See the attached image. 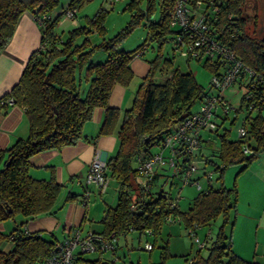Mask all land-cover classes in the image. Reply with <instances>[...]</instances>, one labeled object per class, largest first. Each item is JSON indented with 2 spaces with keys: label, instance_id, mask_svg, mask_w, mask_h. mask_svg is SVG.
Here are the masks:
<instances>
[{
  "label": "trees",
  "instance_id": "trees-1",
  "mask_svg": "<svg viewBox=\"0 0 264 264\" xmlns=\"http://www.w3.org/2000/svg\"><path fill=\"white\" fill-rule=\"evenodd\" d=\"M84 1L70 0L65 8L78 9ZM138 1L130 0L129 6L124 7L131 11L135 9L128 25L106 39L103 20L107 10L103 7L98 8L91 17L86 16L84 23L62 32L57 31L56 26L65 8L51 17L59 0H0V51L12 37L17 21L24 12L32 13L37 22L42 15L47 16L43 24L38 23L41 30L39 46L30 53L18 81L0 97V101L12 99L11 104H0L4 109L9 105L21 107L28 124L25 137H19L0 149V222L7 219L15 221L16 215L26 218L6 234L0 230V242L3 239L12 242L8 251L0 249V264H45L47 257L57 254L54 247L60 239L57 232L28 231L24 223L33 217L53 214L55 207H59L56 204L63 185L55 180L53 174L48 179L32 177L29 173L30 157L76 143L83 137V125L91 119L94 107L104 109L97 136L113 133L120 109L111 107L109 94L115 84H129L133 77L131 61L146 47L143 42L132 50H120L117 44L142 18L148 27L147 38L155 41V55L148 61V70L133 93L132 104L122 112L116 130L117 149L106 157V174L118 184L116 204L106 207L104 215L98 220L102 224L100 233H114L117 238L130 231H138L155 238L163 224L172 223L166 221L167 214L171 213L174 219L178 217L179 220L175 222L182 223L185 229L209 224L221 216L222 223L215 237L207 242L209 245H205H208L207 253L200 255L196 252L188 264H260L230 250L225 226L231 223L230 212L235 210L237 192L234 187L225 188L222 175L228 165L241 162L242 169H245L264 153V41L256 40L245 28L244 0H221L213 21L218 30L217 39L232 50L251 72L241 69L233 82L243 89L238 105L232 106L228 113L216 114V128L201 132L198 158L204 161L206 168L218 173V184L199 189L186 210L167 208L166 202L172 198V194L161 186L153 190L152 178L168 170L170 184L177 185L174 178L182 177L184 166L178 172L166 165L158 166L150 178L151 188L143 191L139 186H134L138 156L146 158L153 153L163 152L161 141L164 136L172 132L193 111L194 103L198 101L199 104L201 97L209 92L203 91L191 71L173 67V55L171 58L161 55L163 43L173 42L174 39V29L169 22L174 0H158L159 16L156 19L153 14L155 1L147 0L145 11L138 8ZM229 13L234 14L232 20L226 16ZM93 32L101 37L97 44L89 39ZM80 36L83 39L77 43ZM99 50L106 53L105 59L93 61L94 52ZM196 60H202L212 75L222 74L224 61L208 58ZM161 64L168 73L157 82L154 75ZM231 111L232 117L229 115ZM241 111H244V115L238 120ZM237 121L236 126L245 128V135L232 138V126ZM213 132L218 137L217 149L201 152L203 142ZM244 145L248 147V152L242 151ZM154 147H158V150L152 151ZM78 196L66 192L63 202L78 200ZM130 202L135 204L132 209ZM145 229H150L152 235H147ZM100 258L88 261L77 255L75 264L80 261L105 264Z\"/></svg>",
  "mask_w": 264,
  "mask_h": 264
},
{
  "label": "rangeland",
  "instance_id": "rangeland-1",
  "mask_svg": "<svg viewBox=\"0 0 264 264\" xmlns=\"http://www.w3.org/2000/svg\"><path fill=\"white\" fill-rule=\"evenodd\" d=\"M70 0H59L58 6L55 8L57 14L60 13L69 3ZM155 1V19L159 16V9L157 7L158 0ZM130 0H85L76 12V21L73 23L69 18L61 17L64 19V23L60 25V31L64 30L65 32L72 27H75L79 24L84 23L86 16L91 17L100 7H103L107 10L104 26H105V38H110L116 34V32L121 31L128 22L130 21V15L135 12L134 10L125 9V6H129ZM138 8H141L145 11V6H147V0H140L137 2ZM244 16L246 18V26L248 34L254 36L256 40L264 41V0H244L243 2ZM140 21L132 27L129 32H126L123 39L117 48L120 50H132L136 48L140 43L145 42L146 47L144 53L140 58L143 66L148 65V61L152 59L155 55V41L147 38L148 27L146 21L142 18ZM76 24V25H74ZM74 25V26H73ZM83 39V36L77 38L76 42L79 43ZM89 39L94 44L101 40V37L95 32L90 33ZM172 41L164 42L161 47L162 56L167 58H172L173 67H179L182 71H191L194 75V79L202 86L205 92L213 93L215 92L211 88V76L212 74L209 71V68L203 65L202 60L188 59L183 55H179L178 52L173 50ZM136 56V55H135ZM106 57V53L103 51H95L93 61H103ZM167 69L160 65L156 70L154 81L160 82L165 76H167ZM223 93L225 97L229 100L233 107L238 105L240 96L243 93V89L238 83L231 84L227 89H224ZM199 107L198 101H196L192 107V110H195ZM244 111L239 113V119L243 117ZM233 116V111L229 113ZM239 121L236 122L232 127L231 137H236L237 130L236 125ZM220 131V130H219ZM209 135V137H208ZM206 135L208 139L203 142V152L209 150H216L218 147V140L215 133ZM205 136V137H206ZM208 141V142H207ZM158 147H154L152 151H157ZM106 158V156H104ZM259 158H262L264 162V153L259 155ZM256 158V159H257ZM260 160V159H259ZM251 161L253 164H250L245 169H242L243 163L237 162L228 165L223 173V184L225 188L234 187L237 192L236 206L234 212L231 213V223L229 222L225 226V232L228 236V244H230V250L234 251L233 243H236L241 240L242 248L240 251V257L250 260L253 259L260 264H264V183H261L250 174L253 167H256V162L260 161ZM164 178H159L156 187L163 185L165 191H170L172 197L178 196V207L180 210H186L191 205V201L198 194L197 186L195 184H183L180 178H174L177 182V185H171V179L169 176L168 170H163ZM168 173V174H167ZM216 175H213L214 186L218 184L216 180ZM169 177V178H168ZM168 178V180H167ZM106 190V196L104 200L108 205H112L116 199L117 191V181H114L113 178H110ZM165 182V183H164ZM199 182L202 188H205L207 185L204 177H200ZM134 186L138 188V185L134 182ZM95 193V192H94ZM96 194V193H95ZM98 196V194H96ZM99 197V196H98ZM89 215H94L98 209L103 205L102 202L96 201V198L93 195L89 196ZM22 217L21 215H16L14 219ZM6 226L3 232L6 234L10 231L12 226V220L7 219L2 221ZM92 224V221H87L86 224ZM222 223V217L218 216L215 220L211 221L209 224L200 225L196 228V236L199 237L200 241L211 236V239L215 237L216 231L218 230L219 225ZM160 233L154 238L153 236H145V234H140L138 231H130L125 235H118L117 238V255L118 257L114 259L108 253H96V252H86L81 254L83 259L92 261L98 259L101 255L102 262L105 264H188L189 259L192 258L196 252H199L200 255H205L207 253L206 247L199 249L198 244L194 242L193 236H190L182 223L172 222L163 224L160 227ZM84 230H87L84 228ZM58 233V232H57ZM57 235L60 236V233ZM149 237L148 241L153 243V247L150 250L144 248L145 239ZM211 241V240H210ZM237 241V242H236ZM235 244V245H236ZM12 242L8 239H3L0 242V248H11ZM166 246V248H165ZM7 250V251H8ZM236 253V252H235ZM99 254V255H98ZM242 255V256H241ZM114 259V260H113ZM187 259V260H186ZM35 264H44L43 262H37ZM78 264H92L80 261Z\"/></svg>",
  "mask_w": 264,
  "mask_h": 264
},
{
  "label": "built area",
  "instance_id": "built-area-1",
  "mask_svg": "<svg viewBox=\"0 0 264 264\" xmlns=\"http://www.w3.org/2000/svg\"><path fill=\"white\" fill-rule=\"evenodd\" d=\"M219 3L221 0H174L173 9L169 17L171 28L174 29V48L179 55H184L191 59L208 58L210 60L224 61L221 75H212L211 88L215 91L201 97L199 107L191 111L186 117L180 121L174 130L164 136L161 141L163 152H156L148 157H139L136 167L137 172L135 182L143 191L151 188V177L158 166H169L178 172L184 166L181 181L183 184H195L197 190L202 186L199 182L200 177L206 180V187L214 185L216 175L214 169H208L203 164L204 161L198 158V149L200 147V139L202 131H211L216 128L218 115L228 113L233 107L230 102L225 99L224 89H227L237 78L240 70L251 72L243 63L232 53V50L221 44L218 39V30L213 21L216 19L219 11ZM75 8H65L63 18H69L73 23L76 21ZM228 20H232L233 13L226 15ZM236 17V16H235ZM47 16L44 14L38 18V23L43 24ZM144 50L139 51L136 55H141ZM1 104H11L12 99L8 98L0 101ZM237 136L245 135L243 126H236ZM244 152H248V147L243 146ZM186 158V159H185ZM185 159V161H183ZM106 158L102 156L99 150L94 152L87 169L85 183L93 185L99 192L105 191L108 186L109 179L106 174ZM89 191L82 193V204L88 203ZM178 196L168 199L167 208L178 207ZM132 209L135 207L134 202L129 203ZM165 217L167 222H175L179 220L170 213ZM191 226L185 229L186 232L193 236L194 242L199 248L205 247L206 243L211 240V236L200 241L196 236V228ZM147 235H152L150 229H145ZM117 238L114 233L103 235L100 232L91 230H82L74 227L60 238L54 244L57 254L47 257L45 264H75L77 255L86 252L108 253L116 259ZM144 248L152 249V243L145 242ZM113 259V260H114ZM191 258L189 259V263Z\"/></svg>",
  "mask_w": 264,
  "mask_h": 264
},
{
  "label": "crops",
  "instance_id": "crops-1",
  "mask_svg": "<svg viewBox=\"0 0 264 264\" xmlns=\"http://www.w3.org/2000/svg\"><path fill=\"white\" fill-rule=\"evenodd\" d=\"M55 15H57V12L54 9L51 12V17ZM63 20L64 19H60L58 21L56 26L57 31H60V25L64 23ZM61 31L65 32L64 30ZM40 34V26L34 15L28 11L24 12L17 21L12 37L0 51V97L7 93L18 81L30 53L39 46ZM140 56L142 55L134 56L131 61L133 77L131 81H129V84L126 86L115 84L109 94V103L111 107L115 106L120 109V115L119 118H117L118 122L112 134L97 136L104 109L101 107H94L91 119L86 121L83 125V137L76 143L65 145L60 149L42 151L30 157L31 166L29 168V173L32 177L48 179L53 174L55 180L61 183L63 188L57 199L56 205H59V207H55V212L49 215L33 217L26 221L24 225L28 231L33 232L41 230L43 232H58L60 233V238H62L68 230L77 226L82 230L86 228L91 231H101L102 224L98 220L104 215L106 207L116 204V199L114 204L108 205L104 200L107 188L102 193L93 185H87L84 181L89 163L95 151L99 150L103 157H108V155L114 154L117 149L118 140L116 137V130L119 128L122 112L132 104L134 97L133 93L148 70V65L143 66L142 62L137 60ZM27 133L28 124L21 107L18 105H9L5 109L0 107V149L7 147L19 137H25ZM201 152H203V150ZM259 159H255V161L259 160L260 162H256V167H253L249 175L253 176L255 180L264 183V162H262V158ZM253 162L251 164H253ZM47 166H51V168ZM161 171L162 170H159V172ZM164 176H166V174L162 172L152 178L153 190L156 189L159 178H164ZM161 187L163 188V185ZM85 191H89V196L93 195L98 203H103L102 207L98 209L92 217L89 215L90 208L87 206L89 204L83 205L81 202L82 193ZM66 192L79 194L78 200L63 202ZM94 192L98 194L99 197ZM25 219V217H20L18 220H12L11 229ZM89 220L92 221V224L90 223L87 225L86 222ZM5 226L3 222H0L1 231L5 229ZM128 233L129 232L126 234ZM148 238L149 237L144 241L150 242ZM235 244L236 243H233L232 245L233 249L236 254L240 256V248H242L241 246L243 245L242 241L239 240L237 244ZM0 249L2 251L8 250V248Z\"/></svg>",
  "mask_w": 264,
  "mask_h": 264
}]
</instances>
